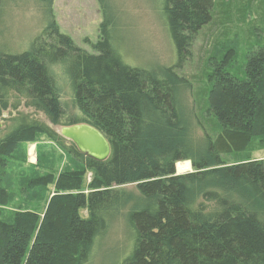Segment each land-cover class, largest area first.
Wrapping results in <instances>:
<instances>
[{
  "label": "trees",
  "instance_id": "1",
  "mask_svg": "<svg viewBox=\"0 0 264 264\" xmlns=\"http://www.w3.org/2000/svg\"><path fill=\"white\" fill-rule=\"evenodd\" d=\"M17 1L0 0V10ZM36 1L50 16L47 26L27 51H0V114L17 109L11 103L16 97L54 127L87 124L106 138L110 156L91 160L47 124L24 114L11 120L8 134L0 137V206L8 201L3 183L18 144L45 137L80 168L29 181V188L54 185L42 217L22 211L5 221L0 211V264H89L110 216L130 201L122 190L128 184L136 185L144 202L126 214L133 246L121 264H264V163L229 161L264 149V37L247 54L242 77L240 68L233 70L234 47L218 60H205L207 50L219 55L220 42L230 35L251 36L254 28L246 29L245 15L254 11V0H221L217 14L215 0H162L177 64L159 71L123 62L107 18L89 54L59 32L51 0ZM204 28L208 43L201 59L209 67L193 91L203 137L193 142L178 103V88L193 87L176 70ZM50 66L63 69L76 117L66 115ZM181 162H190L193 171L176 175Z\"/></svg>",
  "mask_w": 264,
  "mask_h": 264
},
{
  "label": "rangeland",
  "instance_id": "2",
  "mask_svg": "<svg viewBox=\"0 0 264 264\" xmlns=\"http://www.w3.org/2000/svg\"><path fill=\"white\" fill-rule=\"evenodd\" d=\"M219 1L221 0H215V14L220 9ZM228 1L237 3L241 0ZM254 4V11H247L245 15L247 17V28H245L248 30H251V26L254 28L252 33L250 32L251 36L249 33H244L239 38L230 35L227 37L228 41L220 42L219 47L222 48L220 54L212 55V50H207L205 60L211 56L218 60L226 49L234 47L237 56L232 64L233 70L237 73L240 68L241 74L237 73V76L242 77L247 54L252 48L259 46L264 37V19H259L264 17V0H254ZM1 10L0 51L8 54H21L27 51L35 37L47 26L50 18L48 12L36 0H18L15 4L7 2ZM50 10L59 32L68 36L78 48L89 54L94 53L93 46L99 40L100 25L107 18L113 45L126 65L148 71H159L175 67L177 64L175 48L163 14L162 0H51ZM258 10L262 17L256 14ZM205 31L206 28L197 35L192 44L191 56L180 69L176 70L177 74L188 80L193 87V90L185 85L178 88L180 112L193 142L203 137L197 118L200 113L199 102L194 97L193 91H197L195 84L200 78L204 81L203 73L209 67L207 62L201 59L205 45L208 43L206 37H203ZM49 68L66 115L70 118L76 117L78 111L63 69L60 66ZM11 103L19 105L16 110L9 108L0 114V137L8 134L13 123L11 120L19 114L45 123L56 132L59 131L60 127L50 125L44 115L26 108L24 100H16V97H12ZM202 123L209 131L205 121ZM38 140V142L18 144L10 157L3 183L8 193V201L6 205L0 206L5 221L11 220L14 214L22 211L35 212L40 217L44 214L48 202L55 194L54 185L29 188L27 184L30 180L47 173L53 174L56 179L60 173L80 168L73 157L55 143L41 136ZM246 157L264 163V149L245 153L233 159L229 158V161L231 163L235 160L242 161L247 159ZM184 164L188 167L185 171H180L179 166L182 167ZM175 170L176 175H184L191 173L193 168L190 162H181L176 164ZM90 179L91 173L88 172L83 179L82 191H85ZM122 190L130 196V201L121 212L110 216L105 234L95 242L89 264H121L132 250L133 238L126 222V214L131 209H140L144 201L135 184L124 185ZM82 216L85 217L86 213L82 212Z\"/></svg>",
  "mask_w": 264,
  "mask_h": 264
},
{
  "label": "water",
  "instance_id": "3",
  "mask_svg": "<svg viewBox=\"0 0 264 264\" xmlns=\"http://www.w3.org/2000/svg\"><path fill=\"white\" fill-rule=\"evenodd\" d=\"M57 133L71 142L80 154L91 160L104 162L110 156V145L106 138L87 124L60 127Z\"/></svg>",
  "mask_w": 264,
  "mask_h": 264
},
{
  "label": "bare ground",
  "instance_id": "4",
  "mask_svg": "<svg viewBox=\"0 0 264 264\" xmlns=\"http://www.w3.org/2000/svg\"><path fill=\"white\" fill-rule=\"evenodd\" d=\"M188 167V165L184 164L182 167L179 166L180 171H185V169Z\"/></svg>",
  "mask_w": 264,
  "mask_h": 264
}]
</instances>
